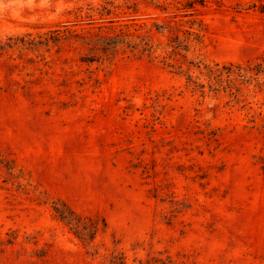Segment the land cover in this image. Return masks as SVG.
<instances>
[{
  "label": "rangeland",
  "instance_id": "1",
  "mask_svg": "<svg viewBox=\"0 0 264 264\" xmlns=\"http://www.w3.org/2000/svg\"><path fill=\"white\" fill-rule=\"evenodd\" d=\"M133 1L0 0V264H264V0Z\"/></svg>",
  "mask_w": 264,
  "mask_h": 264
},
{
  "label": "trees",
  "instance_id": "2",
  "mask_svg": "<svg viewBox=\"0 0 264 264\" xmlns=\"http://www.w3.org/2000/svg\"><path fill=\"white\" fill-rule=\"evenodd\" d=\"M133 5L135 7H138L139 1L134 0ZM197 4L204 5L205 0H188L186 5H184V9H193L194 11L198 9ZM160 6V5H157ZM165 9V7H163ZM190 14L192 15V20L195 22L197 20V17H195L193 14L194 12L186 13L184 15ZM65 28L64 30H66ZM61 30V29H59ZM69 30V29H67ZM74 34H78L76 30H74ZM187 32L191 33L192 30L186 29ZM59 34V33H58ZM128 34L127 33H116L113 35L115 37L116 42L119 40H126ZM180 36H176L174 39V49H177L178 47L188 49L187 45L184 43V40L182 41ZM59 39L60 37H55ZM23 39V38H21ZM25 40V39H23ZM145 44L148 46L144 47V50H150L152 47L150 43L147 41ZM195 65H198L200 67V64L193 63ZM204 68L207 70V73L210 77V87L214 89H218L217 86L223 87V88H229L232 93H235L234 89H236L238 92L242 91L241 84H244L246 82H249L251 79H256L257 82L262 84L263 82L260 81V78L258 76L263 73L264 74V58H262L260 61H257L256 63L248 62V63H240V62H230V63H215L214 65L205 64ZM190 81H193L196 83L197 86L203 88L205 87V83L198 82L193 78L192 74H189ZM65 207H60L58 205V202H54V209L60 216V218L65 221L67 224L71 225V227L74 229V232L77 236L80 238H85V236H89V239L92 241L95 237V234L98 230V222H92L91 224H87V222L84 220V218L77 213L74 209H72L70 206H68L66 203H63ZM104 224L106 226V221L104 220ZM113 264H127L125 261V258L122 253H116L113 255Z\"/></svg>",
  "mask_w": 264,
  "mask_h": 264
}]
</instances>
